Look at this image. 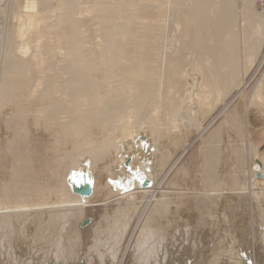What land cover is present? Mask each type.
<instances>
[{
  "label": "bare ground",
  "instance_id": "obj_1",
  "mask_svg": "<svg viewBox=\"0 0 264 264\" xmlns=\"http://www.w3.org/2000/svg\"><path fill=\"white\" fill-rule=\"evenodd\" d=\"M15 1L16 15L4 35L5 45L0 48L2 56L0 59V168L6 159L10 160L8 172L10 176L4 183L0 182V195L2 194L5 199L12 201L8 206L0 204V262L1 264L13 263L11 247L14 246V241L12 242V238L20 235L22 241L24 238L27 241L29 238L26 237V229L32 224L35 233H43L48 230L55 232L54 228L59 227L57 236L53 233L48 241H41L44 242L41 249L47 253V256L52 254L51 256L57 259L58 264H62L66 260L65 258L77 260L82 256H84L83 264H104L108 258L110 264L114 263L112 261L115 254L121 249L119 244L121 238L123 240L124 231L129 226H127V222L132 219L137 208L134 205L133 208L128 206L117 209V214L112 215L111 224L109 223L111 219L108 220L111 216H106L103 219L100 217L106 225L101 229L96 225L91 227L96 217L85 215V208L93 206L86 204H103L110 200V198L103 201L97 199V189L100 184L101 187L108 184L110 191L113 190L112 192L118 196L123 194V196L134 197L135 192H138L141 194L150 193L151 199L155 197L156 190L154 189H159L160 185L156 188L153 186L155 181L153 168L158 153L164 158L162 144L166 142H161L160 129L162 123H165L159 115L170 116L171 121L173 119L174 123L178 122L175 129L185 127L191 130L192 128L197 131L198 137L212 121L201 127L200 123L207 113L199 102L200 92L203 91V77L184 70L187 62L184 57L185 51L191 50L197 61H201L203 64V57L206 54H213L215 49L205 51L202 43L204 40L206 41V35L201 34V29L205 30V34H209L212 23H218V34L212 40L217 41L216 43L220 42L222 33L232 25L234 8H237L238 13L242 16L249 12V19L245 21V28L242 29L243 34H240V43L243 42L240 45L249 53L253 51L251 55L248 53V60L251 63L255 56L257 57L261 38L264 36L262 33L264 14L248 11L247 8L252 5L254 0ZM23 6L27 10L20 12L19 9ZM236 25L238 24L236 23ZM174 30H177L179 34L172 33ZM187 31H191L189 35L193 40L190 45L186 44L189 36ZM237 39H234L236 44ZM233 41L231 40V42ZM228 44L230 45L229 42ZM216 61H212L208 68L211 77H215V82H220L224 87L229 86V90L232 86L236 87L238 94L244 92L246 81L244 79L236 80L232 84L228 81L229 72H226L225 68L221 71ZM249 63H247L248 66ZM240 71H242L241 74L244 72L243 69ZM176 84H178L177 89L184 86V90L182 89L178 100L173 101L174 99L170 98V91ZM263 92L264 74L254 85L253 93L248 100V107L252 102L264 104ZM189 93L193 97L186 101L185 95ZM154 112L162 113L154 115ZM167 125L166 127H168ZM7 127L9 133H7ZM163 135L165 138V134ZM118 137L120 140H117ZM168 138H172V135ZM40 145L43 146L42 149L39 148ZM175 147L174 149H176ZM167 148L166 151L170 152V149ZM116 150L127 153L130 151L139 152V154L134 159L120 158L110 164L109 161L112 160L109 159V156L112 153L114 158ZM45 158L47 168L40 169V162ZM128 158H130L129 164L127 163L129 170H144V175L150 184L146 191L144 190L148 186L141 188L135 181L120 186L122 188L132 186L133 191L131 190L125 195L124 193L120 194V189L115 181L120 176L124 178L126 172L122 171L117 174L115 169L126 168L125 160ZM83 159H88L93 163L91 173L87 172L82 164ZM254 159H258L260 165ZM159 161L160 159L158 163ZM176 162L177 160L172 166ZM163 163L165 164V158L162 159L161 166L164 165ZM61 165H65L63 185L65 182L66 189L65 185L62 193V188L57 189L56 197L53 200L38 198H49L53 195L51 189L53 186L49 179L54 183L55 175L60 173ZM263 166L264 161L258 156L252 155L246 173L247 175L251 173L249 181L247 179V186L240 191L237 190L248 196L250 212L247 214H255L256 210L261 211L260 205H263L261 207L263 213H261L262 211L259 213L264 216ZM72 170L77 173L82 171L89 173L83 178L91 184L93 190L91 195L82 198L72 193L71 186L67 183V178ZM43 172L46 182L40 183L38 178ZM256 172L261 173L263 177L255 176ZM117 183L119 182L117 181ZM151 188L154 189L150 190ZM187 196L189 195L187 194ZM59 200L64 203L73 201L77 203L64 209H55L53 204ZM160 201L154 204L152 214L148 216L142 226L132 252L128 247L129 239L123 248L118 264L124 262L128 252L133 253V262L135 260L137 264H168L169 256L175 258L181 255L182 251L178 250L185 247L184 245L178 241L173 243L175 246L181 247L178 249L177 247L172 248L168 244L173 239H179V234L185 232L180 229L182 225L173 221L176 224L173 225V222H170L165 225L163 231L156 228L163 218L168 220L174 218V215L167 216L173 202ZM40 205L49 207H46L44 211H41V207L26 209ZM12 214L26 215L20 217L17 226H14ZM125 215L128 217L125 218ZM41 217H46V219L42 222ZM88 217L90 222L82 226V220ZM258 219L260 221V218ZM175 220H179V217ZM259 223L258 232L254 231L257 233L256 236L254 235L253 242L255 243L256 237H258L263 248L264 221ZM88 227L92 228L95 235L91 245H87L88 248L84 246V249L82 246L80 251V242L85 236L82 233L83 231L88 233L90 231ZM191 232H193V239L197 238L200 228L198 226L194 229L191 228ZM248 232L246 231L245 234L247 240H250ZM39 233L34 237L38 238ZM236 235L238 234L236 233ZM111 236L117 239V245H106L105 251L100 250L99 246L105 245ZM242 236L245 237L244 233ZM212 237L213 243L220 242L216 239L217 233ZM188 238L186 239L188 240ZM224 241H230L227 235H225ZM29 242L31 241L28 240ZM217 247L214 250L215 253L216 250L218 251ZM227 247L229 248V246ZM191 251L199 254V252H193V246H191ZM173 252H176L177 255L175 256ZM203 254L200 257L204 260ZM216 257L218 256L211 255L210 257L214 264L217 263ZM177 258L179 259V257ZM231 258V255L227 257L229 264H233V262L236 264L248 263L247 260L239 259V257H235L237 260L234 261ZM251 264L258 263L252 260Z\"/></svg>",
  "mask_w": 264,
  "mask_h": 264
},
{
  "label": "rangeland",
  "instance_id": "obj_2",
  "mask_svg": "<svg viewBox=\"0 0 264 264\" xmlns=\"http://www.w3.org/2000/svg\"><path fill=\"white\" fill-rule=\"evenodd\" d=\"M0 6H1V9H0V48H1V46L5 45L4 35L7 32V28L11 25V20L16 15V12H15L16 1L15 0H0ZM25 9L27 10V8L23 6L19 9V11L21 12L22 10H25ZM247 9L248 11H250V13L254 12L255 14H264V0H254V2H252V5L249 6ZM244 14L245 15L242 16L241 14L238 13L237 8L236 9L234 8V14H233L234 20L232 22L233 27L231 25L227 29V31L222 33V38L220 42L218 43H216L217 41L214 42L212 40V38H214L216 34H218V31H217L218 23L216 22L212 23L211 33L209 34H205V30L203 28L201 29V34L206 35V41L204 40V42L202 43L205 51L215 49L213 51L214 52L213 54L211 55L206 54L205 57H203L202 59L203 64L201 63V61L200 62L197 61V58L193 56L191 50L185 51L184 57L187 62L185 65L186 68L184 70L187 72H191V73L194 72L195 74L201 75L203 77V89H202L203 91H201L202 93L200 92L199 102H200L201 107L204 108L205 111H207V113L206 115H204L205 118L200 123L201 127L207 125L212 120L207 126V128L202 132V134L198 137L196 134L197 131L193 130L192 128L191 130L185 127L180 128V129H175V125H178V122L174 123L175 120L173 119L171 121L170 116L167 117L165 115H159L162 112H154V115H159L161 119L164 120L163 122L165 124H163L161 120V123H162L161 125L162 128L160 129L161 135H162L161 142L166 141L164 144H162V148L164 149V151L162 152L163 154H165L164 155L165 164L163 163L164 165L161 166L162 159L164 158L161 157V154L159 155L158 153L159 156L157 155L156 163L153 168V171H154L153 175L155 177L153 186L154 188H156L160 185L159 189L158 188L150 189V190H153V189L156 190L155 197L151 199L150 193L141 194L138 192H135L134 197L123 196V194L122 196L121 195L118 196L116 195V193L112 192L113 190L110 191L108 184L106 186L103 185L102 187L100 184L99 188L97 189L98 191L97 199L99 201L100 200L103 201V200H106L107 198H110V200L103 204H100V203L86 204V205H93V206L91 207L89 206L88 208L87 207L85 208L84 210L85 215H92L93 217H96L94 218L95 220L93 221V224L91 225V227L93 225H96V227L100 226L101 229L105 228L104 226H106L104 220L102 219L106 216H111L108 219L110 220L112 218V215L117 214L116 212L117 209H120V208L122 209L123 207H128V206L129 207L131 206L133 208L134 205L137 208V211L135 212L134 216L130 220L131 222L130 221L127 222V226L128 225L129 226L127 227L126 231H124L125 235H123V240L121 238V241L119 243L121 245L120 246L121 249H119V251L115 254V258H116V259L114 258L115 261L114 260L112 261L115 264H118L123 248L126 245V243L129 241V239H130V242H129L128 247L130 249L129 248L128 249L130 250V252H132L135 242L137 240V237L142 229V226L145 224L146 220L148 219V216L152 214V208L154 207V204H156L160 200L173 202L171 204L170 212L167 214V216L172 217L174 215V218L168 217V218H171L169 220L167 218L166 219L163 218L160 221L159 226L156 227L157 230L163 231L165 229V225L173 221L179 222L180 226L182 225L180 229L183 231L185 230V232H183L184 234L183 233L179 234L178 236L179 239L171 240V238H169L171 240L170 241L171 243L169 242L168 244L170 245V247L172 248L177 247L173 244V243H176V241H178V243L185 246L182 248L184 250L179 249L181 247H177L179 249L178 251L180 252L182 251V252H181V257H179V259L175 258V260H172L174 261V264H183L184 261L188 262V264H198V263L199 264H214L213 261H211L212 260V258H210L211 255L218 256L216 257L218 264H229L227 262V257L229 255L232 256L231 259L233 261L237 260V258L235 257H239V259L247 260L248 261L247 264H251L252 260H255L258 264H262V263L264 264V250H263L264 247L263 248L261 247L259 243L261 241L258 237H256L257 238V241L255 242L256 244L253 242L254 235L256 236V233L259 230V227H257L260 224L259 222L264 221L263 214L261 216L259 213L262 211L261 207L263 205H260L261 211L258 212L256 210L257 213L254 211L256 215L251 214V213H250L251 215L247 214V212H250V208L248 205L249 204L248 196H246L247 194L245 195V193L238 192L246 188L247 179L249 181V178L251 176V173H249L248 175L246 173L249 168L250 159L252 155H256L258 156V158L264 161V122H263L264 116H262V114H264L263 113L264 104L262 103L260 104L259 102L257 103L252 102L250 107H248V100L250 99L253 93L254 85L259 79L262 78V75L264 74V36L263 38H261V45L258 50L257 57L255 56L254 61L251 62L252 64L249 63L248 56L251 55V53L253 54V51L249 53L248 51H246V49L243 46L240 45L243 43V42L240 43L241 42L240 36L243 34L242 29L244 25H246L245 21H248L249 19L248 17L249 12H247V14L246 13ZM240 15L241 17L238 18V16ZM236 23L238 25H236ZM172 33L179 34L177 30H174ZM190 33L191 31H187L188 35ZM262 33H264V26L262 28ZM232 35L233 36L239 35V37L237 36L233 37ZM190 36L191 35L187 37V41H186V44L188 45H190L191 42L193 41L190 38ZM234 39H237V44L235 42L236 40ZM231 40L232 41L234 40L233 41L234 43L231 42ZM228 42L230 43V45L228 44ZM234 47L236 48V50ZM241 53L243 54V56ZM1 57L2 56L0 54V59ZM245 60H248V61L244 62ZM212 61L214 62L216 61V64L220 66L221 71H223V69L225 68L226 72H229L230 77L228 78V81H230L232 84L236 80L239 81L241 79H244L246 81L244 92L238 94L236 87L232 86L229 90V86L224 87L223 85H221L220 82L218 81L215 82V77L212 78L211 73L208 70L209 66L212 64ZM224 63H227V64H224ZM247 63H249V66ZM240 69H243L244 71L242 74H241L242 71H240ZM237 71L240 73H238ZM177 87H178V84H176L174 89L171 88V91H170V98L171 99L173 98L174 99L173 101L178 100L177 98L181 96L180 94L182 93L181 92L182 89L184 90V86H181L182 88H179V89H177ZM171 94H172V97H171ZM192 97H193L192 94L189 93L185 95V100L189 101L192 99ZM151 110L152 109L150 108V111ZM209 110L210 112L208 113ZM146 113L148 114L149 112L147 111ZM248 113L249 115H247ZM181 124H184V123H181ZM166 125L168 127H166ZM8 127H7V133H9ZM162 132L163 134H165L167 139L166 137L165 138L163 137L164 135L162 134ZM170 134L172 135V138H168V136L169 137L171 136ZM117 140H120V138L118 137ZM167 147L170 149L171 153L169 151L168 152L166 151ZM174 147L176 149H174ZM39 148L42 149L43 146L40 145ZM137 154H139V152L130 151L127 153L124 151L116 150L114 158L112 157V153L110 154L109 159L112 161H109V162L110 164H112L115 162L116 159L127 158L130 156L132 159H134L136 158L135 156ZM165 156H168V157H165ZM159 159H160L159 161L160 164L158 163ZM176 160L177 162L175 163V165L172 166V164ZM9 161H10L9 159L8 160L6 159V161H4L5 162L4 165L6 169L4 168V165H2V168H0V171H1L0 172V182L4 183L5 180L8 178V176H10V173H8L9 172ZM46 164H47V160L45 158L44 160L40 162V165H41L40 169H46L47 168ZM82 164L84 165L87 172L91 173L93 171V163L90 160L83 159ZM64 166L65 165L60 166V173L59 175L57 174L55 175L54 183H52L51 179H49L51 186H53L51 187V189L53 190V195L50 196L49 198H46V197H38V198H45V199L53 200L54 197H56L57 189L60 190V188H62L61 193L63 191L64 185L66 189L65 182L63 185V177L65 174ZM170 167L171 169L169 170ZM115 172L117 174L121 173L117 171V169H115ZM38 180L40 183L46 182V176L44 172L39 175ZM240 186L241 187L243 186V187L241 188ZM262 187H264V185ZM148 188L149 186L144 191H146ZM105 190L108 192H106ZM212 192H215V193H212ZM125 194L126 193H124V195ZM187 194L189 196H187ZM69 195L74 197L70 193ZM0 196H1L0 204L6 205V206L11 205L12 203L11 200L5 199L4 195L2 194ZM62 197H63V194H62ZM75 203L77 202L73 201L72 203L70 202L64 203V202H60L59 200L58 202L53 204V206L55 207V209H64V208L69 207L70 205H76ZM46 207H49V206L40 205L34 208L27 207L26 209H39L40 208L41 211H44ZM111 211L113 214L111 213ZM261 213H263V211ZM25 215L12 214L11 217L13 219L14 226H17L20 217H23ZM177 215L179 217V220H175L176 218H178ZM126 217H128V215H125V218ZM258 218H260V221ZM41 219L43 222V220H45L46 217H41ZM111 221L112 219L109 221L110 224H111ZM255 221L257 224L255 223ZM176 222H173V225L176 224ZM197 226L200 228V232L198 233L200 238L194 237L193 239V232L190 233V230L191 228L194 229ZM91 227L90 228L88 227L90 229L88 233H86V231L85 232L83 231L82 233L86 237L83 236L85 239L83 238L82 241L80 242V247L78 246L80 248V251H81L82 246H83V249L85 248L84 246L88 248V246H90L91 242L93 241V237L95 233L93 234L94 231L92 230ZM54 229H55V232H51L49 230L45 232L43 231V233L37 232L39 233V236L38 238H35L34 236H37V233H35L34 226L31 224L30 227L26 229V237L29 238L27 239V241L25 240V238H24V241H22L20 235L14 236L12 238V242L14 241L13 242L14 246L11 247L13 263L11 264H44V263L45 264H58L57 259L51 256L52 254L47 256L46 255L47 253L41 249L42 244L45 241H48L49 237H51L53 233L55 234V236H57L59 227L54 228ZM201 231L203 232L201 233ZM246 231H249L248 235L250 236V240H247V237L245 234ZM254 231H257V232H254ZM213 233L214 234L217 233L218 237L216 239L218 241L220 240V242L213 243V241H211V239H213L212 237L214 235ZM236 233L238 235H236ZM243 233L245 237L242 236ZM170 235H173V234H170ZM225 235H227L230 241L232 240L233 241L232 242L224 241ZM186 238H188V240ZM114 239H115L114 236H111L108 239V242L105 245H103L104 247L99 246V249L102 251H105L107 249L106 245L116 246L117 239L115 240ZM28 240L31 241L29 242L30 244L28 243ZM41 241H44V242H41ZM191 246H193V252H196V253L199 252V254L192 253ZM196 246H197V249L199 247L198 250L196 249ZM216 246H218L217 247L218 251L216 250V253H215L214 250L216 249ZM227 246H229V248ZM54 247L57 248L56 245H54ZM201 251L203 252L201 253ZM130 252L126 254V258L122 264H129V263L137 264L135 260L133 262L134 256L132 255L133 253L131 254ZM173 253H175V256L177 255L176 252H173ZM201 254H203L204 260L203 258H201L202 257ZM252 254H253V257H252ZM218 258L220 259L218 260ZM65 259L66 260H64L62 264H70L71 262L72 264H83L82 259H84V256H82V258L77 259V260L70 259V258L68 259L65 258ZM109 261H110L109 258L106 259L104 264H110ZM114 263H111V264H114ZM92 264H95V263H92ZM233 264H236V263L233 262Z\"/></svg>",
  "mask_w": 264,
  "mask_h": 264
},
{
  "label": "water",
  "instance_id": "obj_3",
  "mask_svg": "<svg viewBox=\"0 0 264 264\" xmlns=\"http://www.w3.org/2000/svg\"><path fill=\"white\" fill-rule=\"evenodd\" d=\"M130 158H131V156H130ZM130 158L125 160V162H126L125 167L126 168L117 169V171H120V172L125 171L126 172V175L124 176V178L122 176H120L115 181L116 184L118 185V188L120 189V191H119L120 194L127 193L131 190L133 191L132 186L127 187V188L120 187V186H125L126 184H128V182L134 183L135 181H137L139 183V187H141V188H145L148 185H150L149 181L146 179V177L144 175L143 170H135V171L129 170L128 164L130 162ZM255 160H257L256 163L259 164V160L258 159H255ZM76 174H77V176H74ZM87 174L89 175V173H86L85 171L77 173V172H74V170H72V171H70L69 176L67 178V183H68V185L71 186L72 193L77 194L82 198L87 197V196L91 195V193H92L91 184L85 178H83V176H85ZM255 176L263 177V175L259 172H256ZM72 177H75V178L72 179ZM117 181L119 183H117ZM89 222H90V218L83 219L81 222V225L83 226L84 224L89 223Z\"/></svg>",
  "mask_w": 264,
  "mask_h": 264
},
{
  "label": "crops",
  "instance_id": "obj_4",
  "mask_svg": "<svg viewBox=\"0 0 264 264\" xmlns=\"http://www.w3.org/2000/svg\"><path fill=\"white\" fill-rule=\"evenodd\" d=\"M177 257H181V255H180V256H176L175 258H177ZM175 258H172L171 256H169L168 259H167V260H168V264H174V261H172V260H175ZM171 259H172V260H171ZM177 259H178V258H177ZM170 260H171L172 262H171ZM185 260H186V259H185ZM183 261H184V260H183ZM184 263H185V264H188V262H186V261H184ZM184 263H183V264H184Z\"/></svg>",
  "mask_w": 264,
  "mask_h": 264
}]
</instances>
